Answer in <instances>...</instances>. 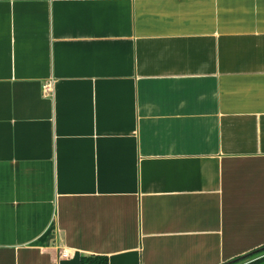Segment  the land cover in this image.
<instances>
[{"label":"crops","instance_id":"crops-1","mask_svg":"<svg viewBox=\"0 0 264 264\" xmlns=\"http://www.w3.org/2000/svg\"><path fill=\"white\" fill-rule=\"evenodd\" d=\"M261 247L264 0H0V264Z\"/></svg>","mask_w":264,"mask_h":264},{"label":"trees","instance_id":"trees-1","mask_svg":"<svg viewBox=\"0 0 264 264\" xmlns=\"http://www.w3.org/2000/svg\"><path fill=\"white\" fill-rule=\"evenodd\" d=\"M260 251H264V247L254 250L253 252L247 254L246 256H249V255L252 256ZM246 256H243V257H246ZM233 263L235 262H230L229 264H233ZM263 263H264V258H261L260 260L253 262L251 264H263ZM79 264H108V261H107V258L103 256H90V257H82L79 261Z\"/></svg>","mask_w":264,"mask_h":264},{"label":"rangeland","instance_id":"rangeland-1","mask_svg":"<svg viewBox=\"0 0 264 264\" xmlns=\"http://www.w3.org/2000/svg\"><path fill=\"white\" fill-rule=\"evenodd\" d=\"M261 258H264V251H260L252 256H246V257H242V258H239L233 262V264H251L253 262H256L258 260H260Z\"/></svg>","mask_w":264,"mask_h":264},{"label":"built area","instance_id":"built-area-1","mask_svg":"<svg viewBox=\"0 0 264 264\" xmlns=\"http://www.w3.org/2000/svg\"><path fill=\"white\" fill-rule=\"evenodd\" d=\"M52 91L51 85L47 84L43 87V95L47 96ZM69 257V251L68 250H61L60 252V258H67Z\"/></svg>","mask_w":264,"mask_h":264}]
</instances>
